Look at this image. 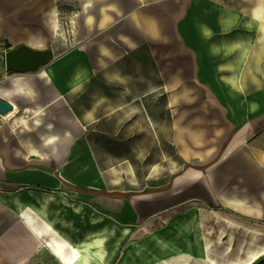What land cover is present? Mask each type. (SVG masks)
<instances>
[{
    "label": "crops",
    "instance_id": "1",
    "mask_svg": "<svg viewBox=\"0 0 264 264\" xmlns=\"http://www.w3.org/2000/svg\"><path fill=\"white\" fill-rule=\"evenodd\" d=\"M23 43L54 92L0 118V264H164L136 240L170 209L264 220V0H0V50Z\"/></svg>",
    "mask_w": 264,
    "mask_h": 264
},
{
    "label": "rangeland",
    "instance_id": "2",
    "mask_svg": "<svg viewBox=\"0 0 264 264\" xmlns=\"http://www.w3.org/2000/svg\"><path fill=\"white\" fill-rule=\"evenodd\" d=\"M62 8L66 11V15H62L64 16L63 19L72 21V17L76 15L77 12L74 13L72 10L69 11L68 8L63 6ZM72 31L73 29L69 28L59 31L58 35H60L59 41H61V46L56 47V52H65V50H70L74 47L71 46V42H64L66 37H71ZM8 50V48L0 50V59L2 62L6 61V52ZM42 67L36 71H24L23 73L9 71L8 76L0 80V89L6 92L5 95H1L7 99H13L16 101L17 106H19V111L22 113L25 112L27 108L41 106L53 95V86L46 84V78L41 77ZM15 76H22L25 78V81L32 85V91H29V94L26 93L24 96L17 94L19 91H15L12 84V78ZM57 109H55V111H57ZM52 110H54V108H52ZM28 112L29 111L26 113ZM0 118H3L1 114ZM148 139L149 138H143V141ZM159 139L160 143H163L161 141V136ZM146 148L147 147H145V149ZM164 148L165 151H154V153L145 152L142 155L144 163L140 165L141 169H139V173L141 171L147 174L149 171V165L154 164L155 162H159L156 165L158 167L166 165L168 162L167 156L171 153V150L168 153L165 146ZM133 172L136 171L133 170ZM196 210V212L191 214H181L180 218L184 219L189 228L198 230L202 237L213 238V244L210 245L209 248H212V254L214 256L212 254L211 256L216 259L217 263L264 264L263 219H247L239 215L237 212L226 211L229 215L241 220V222L233 223L224 215H219L215 210H210L207 206L205 209L198 208ZM172 213L173 209L166 211L165 215H167V218L162 222L161 227L170 223L173 216L168 215H172ZM254 226L257 229H254Z\"/></svg>",
    "mask_w": 264,
    "mask_h": 264
},
{
    "label": "bare ground",
    "instance_id": "3",
    "mask_svg": "<svg viewBox=\"0 0 264 264\" xmlns=\"http://www.w3.org/2000/svg\"><path fill=\"white\" fill-rule=\"evenodd\" d=\"M45 68L44 73L51 76L52 69L48 66ZM85 76V71L78 67L71 78V83L77 84ZM12 82L15 91L24 94L32 91V85L25 81L22 76L13 77ZM0 94L5 95L6 92L0 89ZM217 213L224 215L233 223L241 222L240 219L225 211L220 210ZM253 228L257 229L255 226ZM136 241L138 244L137 254L143 258L145 263L156 260L157 262L163 261L164 264H190V259L195 258L196 261L192 264H220L208 254L205 238L200 235L198 230L190 229L184 219L178 215L173 216L166 226L151 231L147 236ZM71 260L68 259V261ZM125 260L126 258L123 259V261ZM132 260L134 261L133 264H140L138 257L133 256Z\"/></svg>",
    "mask_w": 264,
    "mask_h": 264
},
{
    "label": "water",
    "instance_id": "4",
    "mask_svg": "<svg viewBox=\"0 0 264 264\" xmlns=\"http://www.w3.org/2000/svg\"><path fill=\"white\" fill-rule=\"evenodd\" d=\"M51 57L46 49H36L25 43L6 52V69L14 73L36 71L45 66ZM16 103L0 95V114L7 115L16 109Z\"/></svg>",
    "mask_w": 264,
    "mask_h": 264
}]
</instances>
